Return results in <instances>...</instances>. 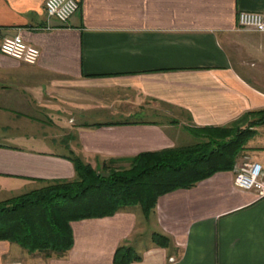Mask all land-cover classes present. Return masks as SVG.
Instances as JSON below:
<instances>
[{
    "label": "crops",
    "instance_id": "1",
    "mask_svg": "<svg viewBox=\"0 0 264 264\" xmlns=\"http://www.w3.org/2000/svg\"><path fill=\"white\" fill-rule=\"evenodd\" d=\"M46 1L0 0V48L19 35L41 52L29 65L0 49L5 200L76 178L74 157L128 163L264 110V33L238 27L240 12L264 13V0H77L66 24L48 18ZM78 93L126 106L113 107L115 121H67L76 131L64 139L54 117ZM251 130L242 160L264 167V124ZM237 167L161 196L148 218L134 206L72 222L74 244L61 256L0 241V264H125L120 247L134 250L126 264H264V198L235 186Z\"/></svg>",
    "mask_w": 264,
    "mask_h": 264
},
{
    "label": "trees",
    "instance_id": "2",
    "mask_svg": "<svg viewBox=\"0 0 264 264\" xmlns=\"http://www.w3.org/2000/svg\"><path fill=\"white\" fill-rule=\"evenodd\" d=\"M261 124L264 110L229 127L199 129L203 140L195 145L140 154L127 172L113 162L98 171L74 157L76 178L45 181V187L0 202V241L16 243L30 254L61 256L73 247L74 221L112 216L134 206L148 218L161 196L233 170L254 134L251 127ZM156 240L168 244L162 236ZM132 253L131 247H120L117 262L126 264Z\"/></svg>",
    "mask_w": 264,
    "mask_h": 264
},
{
    "label": "built area",
    "instance_id": "3",
    "mask_svg": "<svg viewBox=\"0 0 264 264\" xmlns=\"http://www.w3.org/2000/svg\"><path fill=\"white\" fill-rule=\"evenodd\" d=\"M79 9L77 0H47L46 13L49 19L66 24ZM239 30L264 33V13L240 12ZM1 52L9 57L35 65L41 55L38 48L26 43L21 36L5 37L1 43ZM235 175V186L240 190L253 191L258 198H264V167L251 156H245Z\"/></svg>",
    "mask_w": 264,
    "mask_h": 264
},
{
    "label": "rangeland",
    "instance_id": "4",
    "mask_svg": "<svg viewBox=\"0 0 264 264\" xmlns=\"http://www.w3.org/2000/svg\"><path fill=\"white\" fill-rule=\"evenodd\" d=\"M72 100L73 101H70L69 108L65 107L63 109H60V115L54 117L56 123L60 124L61 126H64L65 128L64 132L61 133L57 129L55 130L56 134L61 137L63 136L64 139L68 138V136L69 138L70 137L73 138L74 132L76 131V129H71L70 133H68L69 131H66V126L68 123L67 121H69V126L72 128L81 127V126H90L91 124L93 125V123H95L96 121H99V119H103V118L108 119L110 121H115L116 118H111V116L109 115V113L112 112L113 107L119 108L120 106L122 107L126 106L125 102L123 101L116 100L117 102H114L112 100H109V98H105V100L98 101L94 97L89 95L85 96L82 93H78V95H76V98ZM133 119L138 121L141 118H133ZM200 140H203V138H201ZM132 161L128 163L114 164V167L119 168L120 172H125V171L127 172L131 169V166L133 164ZM241 163H242V153L239 155V157L235 162V169L238 168L237 166H239ZM86 164H90L94 169L98 171H106V167L107 166L111 167L112 165L111 163L100 159H97L92 163H86ZM45 186H47L46 183H43L37 189H40ZM31 191L33 190H29L28 188H26L27 193ZM7 195H8L7 192L1 190V185H0V202L5 201V199L8 197Z\"/></svg>",
    "mask_w": 264,
    "mask_h": 264
}]
</instances>
